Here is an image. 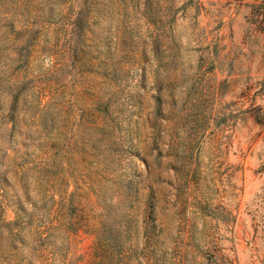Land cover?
Wrapping results in <instances>:
<instances>
[{
  "label": "rangeland",
  "instance_id": "374dc122",
  "mask_svg": "<svg viewBox=\"0 0 264 264\" xmlns=\"http://www.w3.org/2000/svg\"><path fill=\"white\" fill-rule=\"evenodd\" d=\"M0 264H264V0H0Z\"/></svg>",
  "mask_w": 264,
  "mask_h": 264
}]
</instances>
